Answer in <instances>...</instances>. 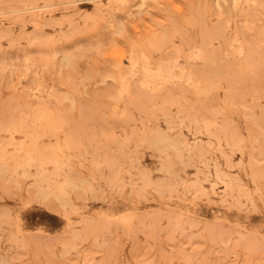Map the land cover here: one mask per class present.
<instances>
[{"label": "rangeland", "instance_id": "rangeland-1", "mask_svg": "<svg viewBox=\"0 0 264 264\" xmlns=\"http://www.w3.org/2000/svg\"><path fill=\"white\" fill-rule=\"evenodd\" d=\"M0 264H264V0H0Z\"/></svg>", "mask_w": 264, "mask_h": 264}, {"label": "bare ground", "instance_id": "bare-ground-1", "mask_svg": "<svg viewBox=\"0 0 264 264\" xmlns=\"http://www.w3.org/2000/svg\"><path fill=\"white\" fill-rule=\"evenodd\" d=\"M156 38L158 39V37H156ZM150 39H151V38H150ZM154 39H155V38H154ZM157 39H156V40H157ZM147 40H149V39H147ZM147 40H146V41H147ZM152 40H153V39H151V41H152ZM149 42H150V40H149ZM153 42H154V40H153ZM156 42L159 43L158 41H156ZM150 43H152V42H150ZM147 45H149V43H147ZM154 45L156 46L155 43H154ZM158 45H159V44H158ZM149 46L151 47V44H150ZM150 47H149V48H150ZM152 48H154V46H152ZM191 52H192V51H191ZM144 53H145V52H144ZM144 53H143L142 55H144ZM197 53H198V52H197ZM198 54H199V53H198ZM131 55H132V54H131ZM136 55H137V54H136ZM142 55H141L140 59L142 58ZM146 55H147V54H146ZM138 56H140V55H138ZM144 56H145V55H144ZM144 56H143V58H144ZM200 56H201V55H200ZM200 56H198V57H200ZM147 57H148V56H147ZM138 58H139V57H138ZM206 58H209V57H206ZM133 59H134V58H133ZM140 59H136V60H139V62H142L143 60L140 61ZM202 59H203V58H202ZM120 60H121V59H120ZM128 60H129V59H128ZM134 60H135V59H134ZM145 60H147L146 57H145ZM148 60H149V57H148ZM187 60H188V59H187ZM130 61H131V60H130ZM160 61H161V60H160ZM132 62H133V61H132ZM146 62H147V61H146ZM148 62H149V61H148ZM148 62H147V63H148ZM150 62H151V61H150ZM176 62H177V61H176ZM126 63H127V62H126ZM134 63H135V62H134ZM143 63H144V61L142 62V64H143ZM162 63H163V62H162ZM120 64H121V61H120ZM138 64H139V63H138ZM179 64H180V63H179ZM130 65H131V64H130ZM130 65H129V66H130ZM132 65H134V64H132ZM147 65H149V63H148ZM174 65H175V64H174ZM138 66L142 68L141 64H139ZM138 66H137V67H138ZM144 66L146 67L145 64H144ZM171 66H172V65H171ZM171 66H170V67H171ZM120 67H123V65L120 66ZM139 67H138V68H139ZM145 67H144V68H145ZM162 67H163V66H162ZM127 68L129 69L128 66H127ZM127 68H125L124 70H127ZM131 68H132V66H131ZM133 68H134V67H133ZM144 68L140 69V71H141V70L143 71ZM149 68H151V67L149 66ZM158 68H160V66H159ZM118 69H119V68H118ZM146 69H147V68H146ZM164 69L166 70V68H164ZM134 70H135V69H134ZM148 70H149V69H148ZM160 70H161V69H160ZM168 70H170V68H169ZM171 70H172V67H171ZM171 70H170V71H171ZM182 70H183V68H182ZM150 71H151V70H150ZM162 71H164V70L162 69V70L160 71V73H161ZM170 71H169V72H170ZM122 72H125V71H122ZM143 72H144V71H143ZM152 72H153V71H152ZM154 72H155V71H154ZM154 72H153V73H154ZM119 73H120V72H118V74H119ZM127 73H128V72H127ZM150 73H151V72H150ZM156 73H157V72H156ZM158 73H159V71H158ZM165 73H166V71H165ZM165 73H164V74H165ZM181 73H182V72H181ZM183 73H184V72H183ZM122 74H123V73H122ZM125 74H126V73H125ZM129 74H130V71H129ZM171 74H172V71H171ZM173 74H174V72H173ZM173 74H172V75H173ZM126 75H127V74H126ZM167 75H168V73L166 74V76H167ZM119 76H121V73H120ZM122 76L124 77V75H122ZM122 76H121V77H122ZM127 76H128V75H127ZM142 76H143V75H142ZM151 76H153V75H151ZM155 76H156V75H155ZM158 76H159V74H158ZM161 76H162V75H161ZM125 77H126V76H125ZM171 77H172V76H171ZM126 78H127V77H126ZM145 78H146V77H145ZM150 78H151V77H150ZM124 79H125V78H124ZM124 79H123V80H124ZM146 79H147V78H146ZM195 80H196V79H195ZM121 81H122V78H121L120 82H121ZM124 81H125V80H124ZM146 81H148V79H147ZM125 83H126V82H125ZM125 83H124V85H125ZM127 83H128V82H127ZM122 84H123V81H122ZM120 85H121V83H120ZM125 86H126V85H125ZM127 86H128V85H127ZM122 87H123V85H122ZM126 89H127V88H126Z\"/></svg>", "mask_w": 264, "mask_h": 264}]
</instances>
